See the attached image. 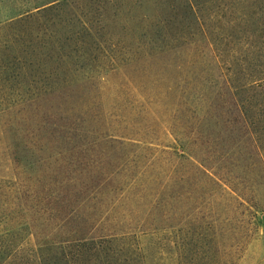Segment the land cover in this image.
<instances>
[{
  "label": "rangeland",
  "instance_id": "obj_1",
  "mask_svg": "<svg viewBox=\"0 0 264 264\" xmlns=\"http://www.w3.org/2000/svg\"><path fill=\"white\" fill-rule=\"evenodd\" d=\"M10 1L24 0H0V17ZM97 1L77 0L104 39V50L89 37L82 47L86 72L25 103L9 104L0 83V255L12 251L8 264H264V212L252 205L264 207V125L245 119L220 62L243 57L253 30L259 38L264 0H194L196 11L158 0L186 24L145 47L123 15L149 13L153 0H102L99 10ZM87 97L73 115L69 101ZM188 146L194 162L217 161L224 180L204 177ZM98 177L105 189L92 193ZM64 224L94 236L82 256L55 252L75 244L68 236L80 240Z\"/></svg>",
  "mask_w": 264,
  "mask_h": 264
},
{
  "label": "trees",
  "instance_id": "obj_2",
  "mask_svg": "<svg viewBox=\"0 0 264 264\" xmlns=\"http://www.w3.org/2000/svg\"><path fill=\"white\" fill-rule=\"evenodd\" d=\"M10 2L14 4L11 3L9 7V15L0 17V83H3V87L8 89L12 96L9 104H17V101L19 103L31 101L41 94L43 95L48 91H54L64 85L66 86L71 75L76 73L74 77H78L86 72L84 65L77 64L83 58L84 53H86V47L84 49L82 47L88 44V37L92 42L96 43L100 51L105 49L102 46L104 42L102 30L94 27V23L87 18L83 7L78 5L77 0H24L18 3ZM97 2L100 4L99 10L103 1L98 0ZM189 2L190 8L194 10L199 4L197 1L194 3V0H189ZM152 5H154V8L147 11L149 13L131 15L128 11L127 14L123 15L126 20H134L133 23H137L136 28H129L128 35L142 47H145L150 42L165 44V38L171 35H175V37L180 35L181 29L174 31L176 21L186 24L185 21H181L178 18L172 19L167 16L169 8L167 5L159 3L158 0H153ZM247 15L253 17V12ZM262 24L263 28L258 39L255 37V31H252L246 50L243 52L244 59L239 56L233 61H220L218 58L224 56L223 53L225 52L222 49H218L217 52L219 53L216 55L217 59L223 62L221 66L226 71L228 84L233 91L242 114L246 120L254 126L257 125V127L264 125V16ZM172 33L175 34L173 35ZM105 52L108 51L105 50ZM90 56H92L94 61L99 59L93 52L90 53ZM115 56L110 54V59L115 61ZM233 56L235 55L230 53V57ZM88 98H77L69 101L70 105H73L72 109L75 110L73 115L80 116L78 111L83 110L82 104H85ZM18 113L23 118H26V113ZM70 115L71 112L69 113ZM76 125L74 121L72 126L75 127L71 126L70 128V125L67 126V129L70 130L67 132L69 135H75L74 130H71L76 128ZM61 128L62 126L58 124L57 131L61 132ZM258 140L263 146L264 136L258 137ZM189 146L185 150L188 153L186 158L194 164L204 177L212 181L213 184L219 183V179L224 180V178L219 176V172L214 171L219 168L217 161L212 162L201 158L194 162L191 159L194 155L190 151ZM70 179L69 186L74 181L72 178ZM104 181L103 178L93 181L96 185L92 187L94 190L92 193L103 192L105 187L102 186V183ZM78 189L77 197L79 195L83 196L84 201L92 194L87 193L90 189H87L83 182L78 184ZM235 191L239 192V196L244 198L245 194L242 191L238 189H235ZM252 205L257 211L264 212V207L259 202ZM42 216L45 217L44 215ZM44 219L47 220L46 218ZM45 220L42 219V221ZM43 225H46V223L43 222ZM63 226H66L68 235H77V239L80 240L75 241L72 237H64L75 242V244H59L57 245L58 250L55 252L58 253L60 251L66 257L70 254L72 258L82 256L88 250L86 246L88 239L94 236L92 237L90 233H85L86 231H83L84 227L81 226L76 229H72L67 224ZM91 228H94V225ZM161 228L171 230L172 225L166 223L155 229ZM47 236L48 232L46 229H41L39 237L45 239ZM49 249L47 248V250ZM102 251L97 246V255ZM10 260H12V251L3 250L0 255V264H8ZM112 262L114 264L118 263L117 260H112ZM120 263L128 264L125 260L120 261ZM43 264H57V262L52 259L48 261L47 259ZM101 264L106 263L101 262Z\"/></svg>",
  "mask_w": 264,
  "mask_h": 264
}]
</instances>
